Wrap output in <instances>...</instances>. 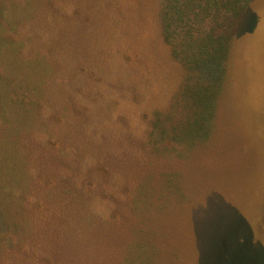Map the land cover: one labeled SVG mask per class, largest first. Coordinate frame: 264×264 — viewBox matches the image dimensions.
Here are the masks:
<instances>
[{
    "label": "rangeland",
    "instance_id": "rangeland-1",
    "mask_svg": "<svg viewBox=\"0 0 264 264\" xmlns=\"http://www.w3.org/2000/svg\"><path fill=\"white\" fill-rule=\"evenodd\" d=\"M161 2L51 0L44 5L43 25L52 32L46 37L56 41L52 63L58 83L46 82L39 118L45 125L42 141L51 143L30 141L38 150L36 185L47 184L46 191L55 193L58 187L94 182L92 214L121 219L94 226L95 235L113 228L127 233L137 230L139 221L123 225L131 213L124 208L129 200L121 184L131 187L149 170L156 177L164 168L163 173L183 176L172 202L157 208L166 226L161 230L168 242L166 264H229L234 242L244 236L258 247L247 255L250 264H264V0L251 1L244 25L249 31L234 39L210 137L189 161L186 156L165 162L147 153L142 142L152 126V110L163 111L182 76L161 39ZM51 110L60 118L53 123ZM98 164L105 174L93 173ZM136 217L150 226L138 230H160L146 216Z\"/></svg>",
    "mask_w": 264,
    "mask_h": 264
},
{
    "label": "trees",
    "instance_id": "trees-1",
    "mask_svg": "<svg viewBox=\"0 0 264 264\" xmlns=\"http://www.w3.org/2000/svg\"><path fill=\"white\" fill-rule=\"evenodd\" d=\"M50 1L0 0V264H166L168 242L161 236L166 226L157 208L172 202L183 176L163 173L167 170L161 167L156 177L155 170H149L131 187L122 183L129 200L124 208L131 213L123 225L132 220V227L138 221L139 226L127 233L113 228L99 235L94 226L121 219L114 213L108 218L92 214L94 182H81L78 188L58 187L55 193L46 191L47 184L36 185L40 176L33 167L38 150L30 141L43 146L51 143L42 141L40 130L45 125L39 118L46 82L58 83L52 63L56 41L46 37L52 34L51 27L43 25L48 18L43 8ZM251 1L160 3L161 39L182 76L163 111L152 110V126L142 140L151 156L163 162L187 156L189 161L210 137L234 39L249 31L244 25ZM51 112V123L60 119ZM93 173L105 174L103 165L98 164ZM80 179L90 180L83 175ZM160 190L164 191L161 197ZM136 216H146L160 230H138L142 224L150 226ZM252 245L249 236L236 240L227 256L229 264H250L247 255L258 249Z\"/></svg>",
    "mask_w": 264,
    "mask_h": 264
}]
</instances>
